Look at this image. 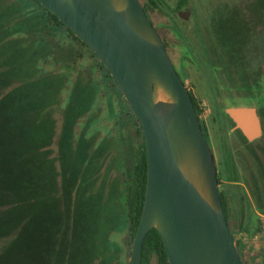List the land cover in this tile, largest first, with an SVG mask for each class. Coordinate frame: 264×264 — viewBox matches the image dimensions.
Here are the masks:
<instances>
[{"label": "trees", "instance_id": "obj_1", "mask_svg": "<svg viewBox=\"0 0 264 264\" xmlns=\"http://www.w3.org/2000/svg\"><path fill=\"white\" fill-rule=\"evenodd\" d=\"M140 1L153 24V16L158 18L155 26L172 60L179 51L182 76L178 74L184 83L189 62L230 83L239 76L255 78L250 62L239 58L238 24L246 25V43L250 20H241L238 6L232 7L224 36L215 18L209 39L200 24L195 39L178 17L190 0ZM100 82L121 93L92 49L49 9L38 0H0V240H6L0 264H126L108 238L123 216L128 244L133 241L144 202L146 149L140 122L121 101L106 135L90 132V122L101 110L94 104ZM188 90L199 115L202 105ZM111 147L118 158L116 178L106 183L100 177L97 186ZM259 191L256 204L264 213V189ZM234 193H240L236 200L220 190L247 264L244 248L251 237L237 234L252 219H258V226L261 221L244 190ZM141 264H169L155 228L143 241Z\"/></svg>", "mask_w": 264, "mask_h": 264}, {"label": "water", "instance_id": "obj_2", "mask_svg": "<svg viewBox=\"0 0 264 264\" xmlns=\"http://www.w3.org/2000/svg\"><path fill=\"white\" fill-rule=\"evenodd\" d=\"M38 1L92 49L140 122L147 176L130 264H141L152 228L169 264H243L189 90L141 1ZM225 112L248 140L261 135L255 106Z\"/></svg>", "mask_w": 264, "mask_h": 264}, {"label": "rangeland", "instance_id": "obj_3", "mask_svg": "<svg viewBox=\"0 0 264 264\" xmlns=\"http://www.w3.org/2000/svg\"><path fill=\"white\" fill-rule=\"evenodd\" d=\"M173 4L175 0H168ZM261 1V0H260ZM259 0H190L189 3L183 8V14L178 13L180 17V23L184 25L191 34L192 38L197 39L196 27L198 24L203 27V32L206 38L209 39V31L211 29V22L216 18L218 22L223 25L222 34L225 35L226 31H229L228 22L232 19V7L238 6L237 10L241 15V20H250L248 24L250 31L248 30V42L243 43V35L247 31L244 22L239 21L238 31L240 32L239 46V58L241 61L250 62V66L253 70H256L255 78L247 79L239 76V80L235 82H229L226 78L217 79L212 76L208 68L197 67L195 64L189 62L185 68L186 77L185 84L192 93L197 97L202 105L201 116L208 122L211 118L217 120L216 123L225 122L228 124L229 117L225 114V108L227 107H239V106H255L258 115H264V2L260 5ZM213 14V15H212ZM213 16V17H212ZM216 16V17H214ZM154 17V25L157 24L158 18ZM165 18H162L164 21ZM201 37L204 39L203 35ZM182 53V51H181ZM180 53L173 52V64L177 72L182 76L181 65L179 62ZM190 58H192L189 55ZM258 67V68H257ZM211 69V68H210ZM208 77V75H210ZM226 72L223 73V76ZM213 84V85H212ZM99 95L95 103L101 105V110L93 120L90 122L88 129L90 132L94 130L101 131L102 135H106L112 123L113 117L116 116V112L122 108L121 103L126 106L128 102L124 98L122 92L117 95V92L110 88L108 83L100 82L98 85ZM216 88V90H215ZM215 90V93L212 92ZM129 106V105H128ZM59 118V115H56ZM259 116V117H260ZM229 125L226 126L228 129ZM217 129V128H216ZM226 132V131H225ZM217 135V131L215 132ZM228 134V133H227ZM263 134H264V121H263ZM262 134V135H263ZM262 135L257 139H261ZM228 136V135H227ZM218 138V135H217ZM140 139V138H139ZM232 137L228 136V140L231 142ZM256 140V141H257ZM264 141V136L262 138ZM255 141V142H256ZM55 147L54 145L52 146ZM54 152V150H53ZM229 152V151H228ZM230 153V152H229ZM102 168L99 171V179L96 185L101 184V178L108 181L116 178V169L118 166L117 154L112 147L109 149V153L106 155L102 162ZM101 177V178H100ZM249 191V187H247ZM250 193V191H249ZM253 226H257V220L252 219ZM251 226V225H249ZM233 229V227H232ZM127 223L123 216L119 217L114 229L111 231L108 243L112 248H116L119 251L120 256H125L126 264L130 262L131 245L129 235H127ZM260 237L256 240L255 245L259 244V247L264 249V239ZM261 239V240H260ZM260 240V241H259ZM6 244V240H0V247ZM244 257V255H243ZM257 264H264V254H258L256 256Z\"/></svg>", "mask_w": 264, "mask_h": 264}, {"label": "flooded vegetation", "instance_id": "obj_4", "mask_svg": "<svg viewBox=\"0 0 264 264\" xmlns=\"http://www.w3.org/2000/svg\"><path fill=\"white\" fill-rule=\"evenodd\" d=\"M182 10L178 11L179 15L183 14ZM198 116L202 131L214 156L219 190L223 191L224 196L226 194L236 200L240 193L235 194L234 189L241 188L250 201L256 202L261 193L259 190L264 189V141L262 140L264 115H259L262 126L261 135L263 134L259 140L257 139L261 135L248 140L239 128H235L236 124L229 119V116H227L229 117L228 124L216 123L217 120L214 118L208 122L201 116V113ZM227 125H229L228 129ZM227 135L232 137L231 142ZM226 186L229 187V191L225 190ZM253 210L256 216L263 215Z\"/></svg>", "mask_w": 264, "mask_h": 264}, {"label": "crops", "instance_id": "obj_5", "mask_svg": "<svg viewBox=\"0 0 264 264\" xmlns=\"http://www.w3.org/2000/svg\"><path fill=\"white\" fill-rule=\"evenodd\" d=\"M250 204H251V207L255 209L256 212H260L259 208L257 207L256 202L250 201ZM247 218L248 217H246V219ZM259 219L261 221L259 226L257 225L255 227L251 223L250 224L251 226L247 227L246 229L241 227L240 232L237 234L238 237H249V236L251 237L250 243L246 244L244 248V258L247 264H257L256 259H255L256 256L258 254H262V253L264 254V249H262V247H259V244H257V247L255 245L256 240H258L260 237L264 239V213L263 215H261V217H259ZM255 220H258V219H255ZM245 230L247 231V233H245Z\"/></svg>", "mask_w": 264, "mask_h": 264}]
</instances>
